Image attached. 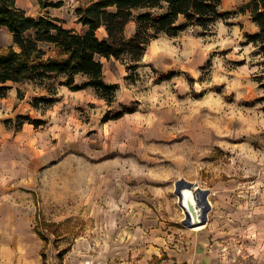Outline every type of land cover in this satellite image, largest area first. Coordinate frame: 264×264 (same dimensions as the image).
Listing matches in <instances>:
<instances>
[{
    "label": "rangeland",
    "instance_id": "rangeland-1",
    "mask_svg": "<svg viewBox=\"0 0 264 264\" xmlns=\"http://www.w3.org/2000/svg\"><path fill=\"white\" fill-rule=\"evenodd\" d=\"M46 1L62 5H17L81 32L75 10L95 0ZM248 1L222 0L229 15L210 30L166 35L175 54L145 60L149 45L133 74L99 57L105 81L119 85L112 105L62 77L8 84L0 98V264H43V252L45 264H264V65L247 42L257 31ZM12 45L0 28V52ZM39 97L56 100L35 106ZM119 104L135 111L105 121L124 110ZM182 178L209 191L202 229L182 224ZM39 220L59 224L62 235L44 231L43 240Z\"/></svg>",
    "mask_w": 264,
    "mask_h": 264
},
{
    "label": "trees",
    "instance_id": "trees-1",
    "mask_svg": "<svg viewBox=\"0 0 264 264\" xmlns=\"http://www.w3.org/2000/svg\"><path fill=\"white\" fill-rule=\"evenodd\" d=\"M43 8L59 7L62 2L38 0ZM222 0H95L76 8L81 32L66 28L61 19L31 16L17 5V0H0V28H5L13 38V45L0 52V98L5 97L11 84L42 83L62 77V85L73 91L92 89L109 105L115 102L119 89L117 83H107L103 75V64L99 57L125 62L127 71L135 73L150 42L163 35L177 36L189 26L207 31L218 21L226 20L229 12L221 9ZM248 11L257 31L247 34V42L255 47V55L263 59L264 65V0H249L244 11ZM134 25L127 34L129 24ZM103 29L104 35L98 36ZM151 30V31H150ZM45 47L51 48L49 55ZM84 77L80 84L76 77ZM264 88L263 74L257 79ZM54 97L34 99L35 106L53 103ZM123 111L105 121L118 119L135 109L119 104ZM38 127L43 121L20 116ZM36 232L48 240L44 231L61 236L57 223L39 220ZM36 228V227H35ZM43 264L46 255L43 252Z\"/></svg>",
    "mask_w": 264,
    "mask_h": 264
},
{
    "label": "water",
    "instance_id": "water-1",
    "mask_svg": "<svg viewBox=\"0 0 264 264\" xmlns=\"http://www.w3.org/2000/svg\"><path fill=\"white\" fill-rule=\"evenodd\" d=\"M175 194L185 213V218L182 221L185 227L193 228L207 223V215L210 210L208 190L182 178L175 183Z\"/></svg>",
    "mask_w": 264,
    "mask_h": 264
},
{
    "label": "clouds",
    "instance_id": "clouds-1",
    "mask_svg": "<svg viewBox=\"0 0 264 264\" xmlns=\"http://www.w3.org/2000/svg\"><path fill=\"white\" fill-rule=\"evenodd\" d=\"M220 27H221V32L225 31L222 24H220ZM188 32L191 33L192 28H189ZM161 36H163L164 38H160L158 40H154V41L150 42L149 54L145 55V57H144L145 60L151 59L152 57H154L158 53L170 52L172 54H175L178 51V49L171 47L172 41L167 39L166 35L162 34ZM182 55L186 56V55H188V53L184 52V53H182Z\"/></svg>",
    "mask_w": 264,
    "mask_h": 264
},
{
    "label": "crops",
    "instance_id": "crops-1",
    "mask_svg": "<svg viewBox=\"0 0 264 264\" xmlns=\"http://www.w3.org/2000/svg\"><path fill=\"white\" fill-rule=\"evenodd\" d=\"M101 30V29H100ZM202 227V226H201ZM198 228V227H197ZM203 228V227H202ZM201 228V229H202ZM196 229V228H195ZM196 230H199V229H196ZM186 263V260L185 259H182L180 262H179V264H185ZM207 263V261L205 260L204 262H203V264H206Z\"/></svg>",
    "mask_w": 264,
    "mask_h": 264
},
{
    "label": "bare ground",
    "instance_id": "bare-ground-1",
    "mask_svg": "<svg viewBox=\"0 0 264 264\" xmlns=\"http://www.w3.org/2000/svg\"><path fill=\"white\" fill-rule=\"evenodd\" d=\"M185 193H186V192H185ZM201 228H202V227H200V226H199V227H198V228H196V229H201Z\"/></svg>",
    "mask_w": 264,
    "mask_h": 264
}]
</instances>
